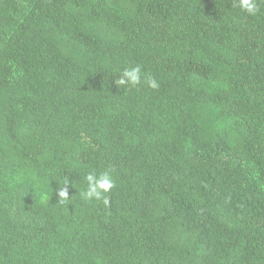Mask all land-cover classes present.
Instances as JSON below:
<instances>
[{
    "label": "trees",
    "instance_id": "1",
    "mask_svg": "<svg viewBox=\"0 0 264 264\" xmlns=\"http://www.w3.org/2000/svg\"><path fill=\"white\" fill-rule=\"evenodd\" d=\"M257 3L0 0V264H264Z\"/></svg>",
    "mask_w": 264,
    "mask_h": 264
},
{
    "label": "clouds",
    "instance_id": "2",
    "mask_svg": "<svg viewBox=\"0 0 264 264\" xmlns=\"http://www.w3.org/2000/svg\"><path fill=\"white\" fill-rule=\"evenodd\" d=\"M259 2L264 4V0H259ZM238 7L246 11L251 16L257 15L260 11L257 0H238ZM117 77L118 78L115 80L117 87L139 85L142 83V80L153 89H157L159 87L156 79L146 75L143 72L142 66L138 64L119 70ZM84 179L86 181V187L80 191L81 199L89 202H102L103 205L107 207L110 201L105 194L110 192L115 186L112 171H90L84 176ZM57 195L58 201L61 203L69 200L68 181H64L63 184L58 187Z\"/></svg>",
    "mask_w": 264,
    "mask_h": 264
}]
</instances>
